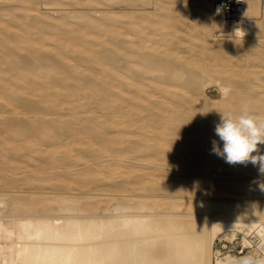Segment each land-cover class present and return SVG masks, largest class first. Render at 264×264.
<instances>
[{
    "label": "bare ground",
    "instance_id": "bare-ground-1",
    "mask_svg": "<svg viewBox=\"0 0 264 264\" xmlns=\"http://www.w3.org/2000/svg\"><path fill=\"white\" fill-rule=\"evenodd\" d=\"M160 1L0 0V264H238L252 237L264 258V174L212 152L219 112L264 117V1L232 28L212 0ZM181 20L194 57L170 48Z\"/></svg>",
    "mask_w": 264,
    "mask_h": 264
},
{
    "label": "clouds",
    "instance_id": "clouds-1",
    "mask_svg": "<svg viewBox=\"0 0 264 264\" xmlns=\"http://www.w3.org/2000/svg\"><path fill=\"white\" fill-rule=\"evenodd\" d=\"M221 10L218 7L217 14ZM224 94H228L227 89ZM219 113L221 118L215 126V134L222 142V147L214 140L212 152L231 165L251 162L254 166L258 165L259 172L264 174V154L253 155L259 152V145H264V117L252 114L247 106H243L238 114L231 111ZM260 187L264 190V184ZM238 264H264V258L248 256Z\"/></svg>",
    "mask_w": 264,
    "mask_h": 264
},
{
    "label": "rangeland",
    "instance_id": "rangeland-1",
    "mask_svg": "<svg viewBox=\"0 0 264 264\" xmlns=\"http://www.w3.org/2000/svg\"><path fill=\"white\" fill-rule=\"evenodd\" d=\"M41 1V0H40ZM72 2H73V5H71V6H68V8L70 7V8H72V7H74V8H79L81 5H79V4H77V0H72ZM156 2H157V0H150V4H148L149 6H147L150 10H153L154 9V6L155 5H158V4H156ZM13 3V1H11V3L10 4H12ZM160 3H164L162 0L160 1ZM2 4V2H0V11H3L4 10V7L7 5V4H5L4 3V7L1 5ZM98 5V6H97ZM88 5H83V8L85 7L86 9L89 7H87ZM97 6V7H96ZM101 7L102 9L104 8V9H106V8H108L109 9V7H111V6H109L108 4H104V6L103 5H100V3H98V4H93V6H91V9H94L93 7H95L96 9H101V8H98V7ZM107 6V7H106ZM109 6V7H108ZM151 6V7H150ZM153 8V9H152ZM45 9V8H44ZM88 9H90V7L88 8ZM96 9H94V10H96ZM164 10V11H163ZM167 10V11H166ZM18 13L19 12V10H17V11H15V13ZM170 13L171 14V16H170V21L168 22V23H170V24H172V23H174L175 22V20L176 19H174V17H172L173 15H175L173 12H174V10H171V12L170 11H168V9H166L165 8V6L162 8V9H159L158 11H157V15H159V16H161V14L162 15H164V14H166V13ZM96 14V13H95ZM156 15V16H157ZM196 14L195 13H191L190 14V16H189V18H185L184 20H185V22H186V24L188 25H194L196 22L194 21L195 19H196V16H195ZM174 19V20H173ZM197 20V19H196ZM176 24H177V26L179 27V29L180 30H178L177 31V33H175L174 35H172V36H174V37H176V38H171L172 40V42H171V44L169 43V45H171V47L170 48H175L176 46L179 48V50H181L182 52L183 51H185L187 54H185L186 55V57L188 56V53L190 54L189 56H191V55H193V57H194V54L196 55V54H198L199 53V51H200V49L202 48V45H203V43L202 42H199V41H203L204 43H206V40H204L203 38H205V36L204 35H202V32H201V29L200 28H198V27H196V29H194V31H192V34L188 37V35L186 36V33L183 31V28H186L187 26L183 23V21L181 20V21H177L176 22ZM180 24V25H179ZM188 28V27H187ZM177 35V36H176ZM194 35V36H193ZM192 36V37H191ZM168 37H171V35H168ZM194 37H197V38H195V40L196 41H193L194 39ZM201 37V38H200ZM179 38V39H178ZM183 38H186V40L188 41L187 43L186 42H183V41H181ZM92 39V41L94 42V41H98V39L96 38V40H95V37H92L91 38ZM181 39V40H180ZM103 40V39H102ZM179 40V41H178ZM211 40H212V38H211ZM91 41V42H92ZM189 41H191V42H189ZM181 43V44H180ZM174 45V47H172L173 45ZM183 44V45H182ZM185 44V45H184ZM196 44V45H195ZM191 45H193V46H191ZM200 46H201V48H200ZM108 47H110V45H109V43L107 44V43H102V45H100V46H98V49L100 50V52L102 53V52H104ZM189 47V48H188ZM191 47V48H190ZM199 47V48H198ZM191 49V50H190ZM199 50V51H198ZM48 51H50V50H48ZM198 51V52H197ZM19 52L21 53V54H23V55H25L26 53H27V51L26 50H19ZM244 52L245 51H241V52H239L238 53V55L236 56V57H233V61H236V62H238V63H240V64H243V63H245V61L244 60H242L241 61V59H239V58H241V57H243V55H244ZM209 54H212V53H209ZM103 55H106L110 60H112L113 59V57H112V54H110V52H105V53H103ZM51 61L52 62H55L56 61V59H51ZM192 65V66H191ZM232 66V65H231ZM194 67H195V65H194V63H190V64H188V66H187V68H189V69H191V70H194ZM222 73H220V75H221ZM228 75V73H223V76L222 77H226ZM236 79H238L239 80V77L237 76L236 77ZM22 115V114H21ZM21 115H18V116H16V118L17 119H23V118H25L27 115H25V116H21ZM51 115H49V116H45L46 118H49ZM27 118V117H26ZM1 123V122H0ZM108 124L109 125H107V123L105 124L106 125V127L108 126L109 128L111 127L110 126V122H108ZM101 127V128H100ZM106 127L104 126V125H100L99 127H97L98 128V130H100V131H103V130H105L106 129ZM77 129V128H76ZM108 130H111V129H108ZM45 137H48L47 135H45L44 137H43V139H41V141L39 142L42 146H38V147H40L41 148V150H39V151H34V152H32V154L34 155V157H37L39 160H35V162H33V163H38V164H40V163H42L44 160H42L43 158L45 159V160H48L49 159V157L50 156H53V153L52 152H49V151H47V147L45 146V145H43V141L45 140ZM43 147H45V148H43ZM48 152V153H46V152ZM11 154L10 155H12L13 154V152L14 151H9ZM45 152V153H44ZM38 155H37V154ZM46 154V155H45ZM28 155H30V153L28 154ZM39 157H43V158H39ZM13 158V157H12ZM25 160H28L29 158H28V156H25V157H23ZM14 160H10L9 161V163H3V162H1L0 161V170L1 169H4V168H9V167H12V166H14L15 165V163L13 162ZM44 162H47V161H44ZM18 163V162H17ZM20 165H22V168H20V169H18L17 170V174H16V176L17 177H23L24 176V174H22V172H23V170H24V172L23 173H26L25 172V169H24V167H25V162H20ZM28 168H30L31 169V167H28ZM18 172H21L20 174L18 173ZM22 175V176H21ZM35 182V181H34ZM161 182H159L156 186H155V193L156 194H162V187H163V183H161Z\"/></svg>",
    "mask_w": 264,
    "mask_h": 264
},
{
    "label": "built area",
    "instance_id": "built-area-1",
    "mask_svg": "<svg viewBox=\"0 0 264 264\" xmlns=\"http://www.w3.org/2000/svg\"><path fill=\"white\" fill-rule=\"evenodd\" d=\"M264 1V0H263ZM248 0H212L213 8L216 11L218 7H221V14L229 28H232L239 20L242 19ZM253 238V243L245 247L241 242L236 243L234 248L235 252H238L239 256H242L240 261L248 256L258 258L259 254H263L260 245L261 241L258 238ZM224 250H229L224 247ZM258 251V252H257ZM259 253V254H258Z\"/></svg>",
    "mask_w": 264,
    "mask_h": 264
}]
</instances>
